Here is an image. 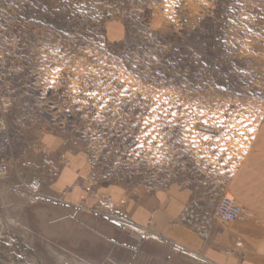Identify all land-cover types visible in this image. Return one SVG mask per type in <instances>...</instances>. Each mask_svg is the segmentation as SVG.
Here are the masks:
<instances>
[{
    "label": "rangeland",
    "instance_id": "rangeland-1",
    "mask_svg": "<svg viewBox=\"0 0 264 264\" xmlns=\"http://www.w3.org/2000/svg\"><path fill=\"white\" fill-rule=\"evenodd\" d=\"M80 155L91 191L74 193L121 223L118 190L243 209L238 169L264 164V0H0V264H215L85 240L49 192Z\"/></svg>",
    "mask_w": 264,
    "mask_h": 264
},
{
    "label": "crops",
    "instance_id": "crops-1",
    "mask_svg": "<svg viewBox=\"0 0 264 264\" xmlns=\"http://www.w3.org/2000/svg\"><path fill=\"white\" fill-rule=\"evenodd\" d=\"M84 160L86 158L81 155L70 157L69 168L64 166L60 169L55 183L49 187V192L62 200L57 202L56 208H65L74 213L68 220L69 224L71 222L80 227L85 236L83 238L90 239L93 245L118 244L125 251H133L138 247L143 249L145 244L151 243L176 249L194 258L202 256L215 264H264L262 162H258L257 168L248 164L249 161L246 162L235 176V193L243 202L237 221L227 225L216 220L210 238L201 241L191 228L177 222L185 204L195 202L201 198L198 196L204 195L202 193L197 196L195 189L190 186L177 185L166 190H147L142 191L139 196H128L123 191H116L115 198L119 203L115 210L125 215L122 223L110 218L104 203L87 197L85 191L59 194L61 187L81 181L84 176L81 174ZM46 164L45 157V167Z\"/></svg>",
    "mask_w": 264,
    "mask_h": 264
},
{
    "label": "built area",
    "instance_id": "built-area-1",
    "mask_svg": "<svg viewBox=\"0 0 264 264\" xmlns=\"http://www.w3.org/2000/svg\"><path fill=\"white\" fill-rule=\"evenodd\" d=\"M40 186L41 183L35 180L30 184V188L35 192L40 189ZM77 189L91 191L85 183H79L69 185L65 192L74 193ZM104 199L109 201V197H104ZM241 208V205L234 198L223 194L211 211H200L194 206L186 204L179 215V222L190 227L201 239L206 240L210 238L216 220L234 222L238 218Z\"/></svg>",
    "mask_w": 264,
    "mask_h": 264
},
{
    "label": "bare ground",
    "instance_id": "bare-ground-1",
    "mask_svg": "<svg viewBox=\"0 0 264 264\" xmlns=\"http://www.w3.org/2000/svg\"><path fill=\"white\" fill-rule=\"evenodd\" d=\"M62 259H64L63 258V256H60ZM66 263L67 264H70V263H72V264H84V263H82V262H80V261H75V262H73L72 260H69V259H67L66 260Z\"/></svg>",
    "mask_w": 264,
    "mask_h": 264
}]
</instances>
